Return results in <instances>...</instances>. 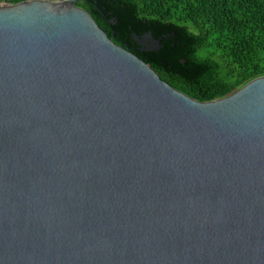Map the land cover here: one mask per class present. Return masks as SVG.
I'll list each match as a JSON object with an SVG mask.
<instances>
[{"label": "water", "instance_id": "1", "mask_svg": "<svg viewBox=\"0 0 264 264\" xmlns=\"http://www.w3.org/2000/svg\"><path fill=\"white\" fill-rule=\"evenodd\" d=\"M78 1L0 3V264H264V76L199 102Z\"/></svg>", "mask_w": 264, "mask_h": 264}, {"label": "trees", "instance_id": "2", "mask_svg": "<svg viewBox=\"0 0 264 264\" xmlns=\"http://www.w3.org/2000/svg\"><path fill=\"white\" fill-rule=\"evenodd\" d=\"M30 0H0L13 5ZM59 1V0H53ZM112 41L199 102L264 76V0H79ZM151 34L157 51L135 39Z\"/></svg>", "mask_w": 264, "mask_h": 264}]
</instances>
